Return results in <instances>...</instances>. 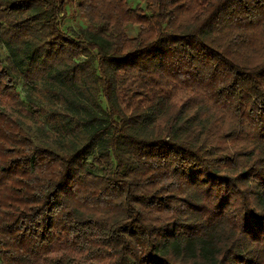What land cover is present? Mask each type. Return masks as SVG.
<instances>
[{
    "label": "trees",
    "instance_id": "16d2710c",
    "mask_svg": "<svg viewBox=\"0 0 264 264\" xmlns=\"http://www.w3.org/2000/svg\"><path fill=\"white\" fill-rule=\"evenodd\" d=\"M0 264H264V0H0Z\"/></svg>",
    "mask_w": 264,
    "mask_h": 264
},
{
    "label": "rangeland",
    "instance_id": "374dc122",
    "mask_svg": "<svg viewBox=\"0 0 264 264\" xmlns=\"http://www.w3.org/2000/svg\"><path fill=\"white\" fill-rule=\"evenodd\" d=\"M72 10V14L69 15L65 20L63 25L65 26H74V28H78V23L80 22H84V20L82 19L81 13L76 10L75 6H70V9ZM132 33L134 32V30H130ZM22 85H20L21 87Z\"/></svg>",
    "mask_w": 264,
    "mask_h": 264
}]
</instances>
